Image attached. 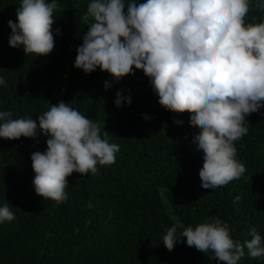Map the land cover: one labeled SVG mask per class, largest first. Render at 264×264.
I'll use <instances>...</instances> for the list:
<instances>
[{"label": "trees", "instance_id": "trees-1", "mask_svg": "<svg viewBox=\"0 0 264 264\" xmlns=\"http://www.w3.org/2000/svg\"><path fill=\"white\" fill-rule=\"evenodd\" d=\"M57 3L54 50L26 56L23 47L9 45L8 22L17 21L21 0H0V77L6 82L0 111L39 124L50 103L63 101L98 122L101 136L106 131L120 150L115 163L99 167L95 176H69L68 199L57 205L37 195L33 184L31 156L46 152L50 137L0 138V207L7 204L15 216L0 223V264H224L186 240L171 251L162 241L173 224L194 227L214 217L239 243L251 238L253 227L264 237V108L247 117L248 133L235 143L246 174L237 184L203 188V151L194 139L200 129L191 125V114L163 108L142 70L117 82L99 68L77 69L78 48L89 31L81 18L90 0ZM246 22H264L255 0ZM117 92L131 104L117 107ZM237 195L241 200L234 203ZM238 264H264V257L253 259L245 248Z\"/></svg>", "mask_w": 264, "mask_h": 264}, {"label": "clouds", "instance_id": "clouds-1", "mask_svg": "<svg viewBox=\"0 0 264 264\" xmlns=\"http://www.w3.org/2000/svg\"><path fill=\"white\" fill-rule=\"evenodd\" d=\"M58 7L57 0H21L17 21L8 22L10 47H23L26 56L51 54ZM255 8L264 12V0H255ZM252 10L253 0H90L81 18L89 31L74 66L85 73L99 68L117 82L142 70L159 104L190 113L191 125L200 129L194 139L203 151L202 187L227 186L246 174L235 143L248 133L247 117L264 108V22H246ZM5 83L0 77V85ZM110 86L106 81L105 88ZM116 96L117 107L132 102L122 92ZM12 115L0 111V138H36L38 132L50 137L46 152L31 156L34 189L45 200L67 201L69 176H95L99 167L115 163L119 145L109 143L98 122L68 103H50L39 124ZM240 200L237 195L234 203ZM14 219L7 204L0 207V223ZM250 237L235 241L230 226L214 217L194 227L173 224L162 241L171 251L186 240L224 264H238L245 248L253 259L264 257V237L255 227Z\"/></svg>", "mask_w": 264, "mask_h": 264}, {"label": "rangeland", "instance_id": "rangeland-1", "mask_svg": "<svg viewBox=\"0 0 264 264\" xmlns=\"http://www.w3.org/2000/svg\"><path fill=\"white\" fill-rule=\"evenodd\" d=\"M239 181L238 180H235V184H237Z\"/></svg>", "mask_w": 264, "mask_h": 264}]
</instances>
